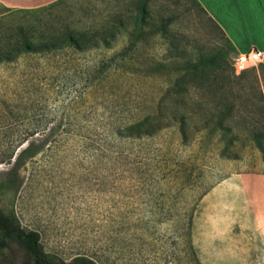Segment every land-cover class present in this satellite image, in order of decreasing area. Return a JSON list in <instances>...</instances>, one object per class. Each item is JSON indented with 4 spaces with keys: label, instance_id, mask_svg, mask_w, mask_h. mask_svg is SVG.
Instances as JSON below:
<instances>
[{
    "label": "rangeland",
    "instance_id": "obj_1",
    "mask_svg": "<svg viewBox=\"0 0 264 264\" xmlns=\"http://www.w3.org/2000/svg\"><path fill=\"white\" fill-rule=\"evenodd\" d=\"M60 1L32 10L0 6V35L20 27L35 35L94 30L124 19L130 3ZM151 10L172 14L173 45L146 32L123 61H112L128 45L121 35L108 50L0 64V156L8 117L26 114L44 131L9 165L0 164V208L65 261L81 255L96 264H264V159L247 134L255 123L264 134V113L252 79L236 78L230 48L224 72L197 74L193 94L182 99L168 94L184 68L183 48L197 59L221 46V36L188 0H151ZM222 99L237 108L250 101L251 117L223 115L218 128L214 120L195 131L193 123L209 119L206 102ZM173 114L186 117L185 139ZM148 115L163 126L140 130ZM29 144L31 157L11 172ZM4 255L10 264H33L14 242Z\"/></svg>",
    "mask_w": 264,
    "mask_h": 264
},
{
    "label": "trees",
    "instance_id": "obj_2",
    "mask_svg": "<svg viewBox=\"0 0 264 264\" xmlns=\"http://www.w3.org/2000/svg\"><path fill=\"white\" fill-rule=\"evenodd\" d=\"M173 1V0H172ZM60 0L49 5L56 6L60 4ZM191 5L198 9L203 14L207 21L218 31L221 36V46L216 47L215 45L210 49L209 52L204 55L194 58L190 51H186L183 48V52L180 53L186 58L184 68L181 75L173 80V83L168 90V94L180 97L181 99L193 94L195 89V78L197 74L209 75L216 74L218 72H224L225 69L229 68L224 60L225 53L230 49V44L224 37L218 27L206 16L205 12L199 7L194 0H188ZM128 6V16L124 19L121 16L114 17L113 20L104 22L99 28L94 30H70L63 29L59 31H49L44 34L35 35L33 32L19 28L17 32L9 34L7 36L0 35V64H9L17 61L23 56H43L48 55L61 50H71L77 53H83L91 50L104 49L108 50L116 39L124 35L127 37L128 45L124 49L114 54L112 61L118 60L123 61L125 53L132 48L135 44L132 42L134 38L141 36L142 34L149 32L158 34L170 46L176 41L177 32L172 29V14L164 17L162 10L154 12L151 10V0H130ZM185 11L188 9L185 8ZM168 13V9L165 10ZM175 47V46H174ZM173 47V48H174ZM200 59V60H199ZM207 70V71H204ZM145 71H142V73ZM251 77L253 87L250 89H256L255 93L261 95L257 90L256 85L258 81L264 83V60L263 63L259 64L255 69H251L245 73H241L236 78ZM183 84L186 86L183 87ZM243 88L239 87L241 91ZM218 92L227 96L226 89L223 86L218 88ZM205 115L209 118L207 121L199 124H192V128L195 131L207 128L208 124L214 120L215 127L219 126V119L223 115L242 114L245 117H251L252 106L254 105L250 101H246L238 108L234 102L227 103L225 99L218 102H206ZM258 110L264 113V103H258ZM7 117H5L6 119ZM171 121L178 124L180 128L181 138L185 139L183 129L186 123L185 115L173 114ZM30 122V123H29ZM260 123V122H258ZM164 123H154V118L151 116H145L137 123V127L142 131H156L163 126ZM209 124V125H210ZM261 127L264 128V121L261 122ZM136 127V128H137ZM251 131H248V137L254 143L256 149L262 155L264 159V134L257 129V123L250 126ZM35 125H31V118L26 114H17L16 116L8 117L5 122L4 129V144L5 148L0 156V164L9 165L13 159L16 150L27 143L35 135L43 133ZM216 132V131H213ZM31 145L29 144L24 150H22L16 157L11 172L22 157H31L30 154ZM6 192L5 183L0 184V194ZM14 242L25 250L33 264H96L93 260L85 256H76L68 261L60 259L56 255L48 253L42 247L39 236L35 231L27 230L22 228L13 213L6 209L0 208V264H10L7 262L4 252L7 244Z\"/></svg>",
    "mask_w": 264,
    "mask_h": 264
},
{
    "label": "crops",
    "instance_id": "obj_3",
    "mask_svg": "<svg viewBox=\"0 0 264 264\" xmlns=\"http://www.w3.org/2000/svg\"><path fill=\"white\" fill-rule=\"evenodd\" d=\"M57 1L59 0H0V6L32 10L49 6ZM194 1L222 32L234 54L246 52L251 48L264 54V0ZM256 88L261 93L257 103H264L262 81H258ZM207 196L209 195L202 197L201 203L204 204L208 199Z\"/></svg>",
    "mask_w": 264,
    "mask_h": 264
},
{
    "label": "built area",
    "instance_id": "obj_4",
    "mask_svg": "<svg viewBox=\"0 0 264 264\" xmlns=\"http://www.w3.org/2000/svg\"><path fill=\"white\" fill-rule=\"evenodd\" d=\"M263 60L264 54L251 48L246 52L235 54L229 66L233 70V73L238 75L249 68H253L256 65L263 63Z\"/></svg>",
    "mask_w": 264,
    "mask_h": 264
}]
</instances>
